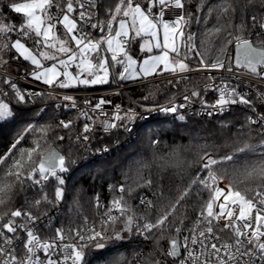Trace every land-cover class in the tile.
Wrapping results in <instances>:
<instances>
[{
  "label": "snow or ice",
  "instance_id": "6c2138e0",
  "mask_svg": "<svg viewBox=\"0 0 264 264\" xmlns=\"http://www.w3.org/2000/svg\"><path fill=\"white\" fill-rule=\"evenodd\" d=\"M5 6L22 16L19 24ZM137 40L145 54L140 61L131 54ZM19 58L31 66L22 78L50 90L19 86L6 67ZM190 73H200L206 83H193ZM164 74L172 77L167 85L183 83L185 103L176 105L172 97L159 111L185 121L178 110L196 98V115H219L220 133L229 135L221 144H196L194 161L183 156L191 142L162 155L155 150L160 140L152 139L151 157L134 161L122 183L108 185L107 205L99 193L89 197V219L81 190L70 204L66 198L65 175L76 163L71 147L66 157L52 145L67 132L70 145L86 146L96 123L86 109L107 116L103 106L111 101L85 100L80 109L73 95L55 89L143 84ZM209 92L216 97L211 102L205 99ZM154 97L149 91L142 99ZM41 98L60 99L65 103L57 109H77L78 116L26 124L0 156V264H93V253L104 256L106 249L96 264H264V0H0V124L16 120L20 105ZM238 105L245 109L239 127L223 119ZM115 109L100 126L105 133L130 132L136 110ZM41 113L46 109L36 115ZM80 118L93 123L85 122L73 137ZM50 133H56L54 141ZM21 194L23 204L15 207ZM135 240L142 243L130 256L112 252Z\"/></svg>",
  "mask_w": 264,
  "mask_h": 264
},
{
  "label": "trees",
  "instance_id": "16d2710c",
  "mask_svg": "<svg viewBox=\"0 0 264 264\" xmlns=\"http://www.w3.org/2000/svg\"><path fill=\"white\" fill-rule=\"evenodd\" d=\"M22 0H14L18 2ZM4 12L7 13L10 20H14L17 24L22 21V16L10 12L5 6ZM62 30V29H61ZM195 31V26L193 27ZM15 38V37H13ZM29 46L31 43L29 42ZM131 52L143 58L144 53H141L138 41L131 47ZM11 53L9 55H12ZM10 63H20L21 67L12 66L14 70L24 73L25 68L30 69V65L22 58L18 60H10ZM193 83L202 84L203 79L201 77H193ZM171 79V78H170ZM167 80L154 81L141 85H134L126 87L120 91L112 92L108 95L109 98L114 101L120 102L124 108H138L148 109L158 104L166 103L170 98H179L184 95L183 83L178 87H172L167 85ZM159 84L160 89L150 88L149 84ZM117 85L116 83L110 82L105 85H95L89 87H78L72 89H95L101 87H111ZM167 85V86H166ZM149 91L155 92L154 98L147 100L142 99ZM119 92L120 94H115ZM47 99V98H44ZM11 106H14L11 105ZM41 108L46 109V113H41L40 116L36 114ZM78 116V112H59L53 105L46 106L43 98H41L35 106L32 105H20L17 109V119L10 123L0 124V156L8 151L9 147L16 138L18 130L24 127L28 123H39L44 124L46 122L55 123L60 119L68 120L75 119ZM245 118V110L242 108H235L231 113L226 114L223 119L231 121L232 124L239 127V124ZM222 117L218 116L212 119H202L196 117H190L186 121H178L169 118L165 115H158L154 118L142 120L136 125L133 135H126L124 129H116L111 134H104L100 130L95 131L92 142L94 147H98L104 144H113L115 141H119L120 145L110 155L101 157L98 159H84L83 153L85 146L83 141L81 144H71L67 139L68 133L62 132L60 134L65 135V140L54 141L56 133H50V139H52L53 147L59 149L66 157L69 156V147H71V157L76 163L71 166L69 173L65 175L66 187L68 189L67 200L70 204L72 197L76 190L82 191L81 203L83 205L84 214L93 218L94 209L93 205L89 200L95 193H99L102 201L107 205L111 199L112 193L108 190L109 184H119L123 182L122 173L128 171L129 167L133 165L134 161L143 158L151 157L153 151L151 147L152 139H159L160 144L156 147V151L159 154H166L173 145H189L191 142L192 147L189 151L184 152L183 156L187 161L195 160V153L197 149L195 145L198 143H212L217 144L223 143L224 139L229 135L225 133L223 136L220 133L219 121ZM83 124L80 119L76 120L74 125V131L71 133L74 137L81 129ZM30 139V137L28 138ZM21 146H30L27 141H21ZM195 166L191 169L192 174H195ZM142 191V190H141ZM24 195L21 194L15 201V207H20L23 204ZM133 204L137 203L136 200L132 201ZM67 205H65V211ZM59 215L63 216L64 213ZM196 213H191V218L194 220ZM141 240H135L132 244L127 242L123 243L120 247L113 248L112 252H126L129 256L131 255L133 247L141 244ZM147 250V249H145ZM105 255L102 256L100 253H93V264H96V260H103L108 254V250H104Z\"/></svg>",
  "mask_w": 264,
  "mask_h": 264
},
{
  "label": "built area",
  "instance_id": "2783aa9c",
  "mask_svg": "<svg viewBox=\"0 0 264 264\" xmlns=\"http://www.w3.org/2000/svg\"><path fill=\"white\" fill-rule=\"evenodd\" d=\"M94 35H96V33H94ZM131 54L133 55V57L135 59L140 61V59L138 58L137 55L133 54L132 52H131ZM233 55H234V52H233ZM13 65L16 66V67H21L22 64H20V63H14V64L10 63V66H6L8 73L11 74L12 77L19 79V86L22 89H28V90H31V91L50 90V89H47V86L42 84L41 82L33 81V80H31V78H28V79L22 78L24 73H22V72L20 73V72L14 70V68H13L14 66ZM214 74L215 73H213V75ZM189 75L192 76V77H201L200 73H190ZM170 78H172V77H170L168 74H164V75L159 76V77H150L148 79V81H145L143 84L154 82V81H160V80H164V79H170ZM204 83H206V81L203 79L201 87L203 86ZM141 84L142 83L140 81H136V82L125 81V82H121L120 84H117V85L111 86V87H101V88H95V89H67V90L55 89V92L61 93V94L73 95L75 97V99H76L78 108H80V109H85V104H84L85 100H91L93 105L96 102H98L99 99H101V98H104L105 100L111 101L110 104H106V105L103 106V111L107 114V116L101 115L100 114V110H97L95 113H92L90 111V109H86V110L89 111V115H92L94 120H96L95 130H94L93 133H91V136L93 137L95 131H97V130H100L104 134H111V133H113L116 130V129H114L110 133H105L103 128L100 126V123H99V121L104 120L105 118H111L113 116V114L116 111L115 105H120L122 110L129 109V108H124L120 102L114 101L113 99L109 98L108 95H110L112 92L120 91V90H122V89H124L126 87L134 86V85H141ZM3 87H5V89L7 90V86H3ZM242 91H247V89H242ZM10 95H11V93H10ZM183 96L184 95H182L179 98H175L174 99V103L176 105H180V104L185 103V101L183 99ZM252 97H253V99H255V93L254 92L252 94ZM215 98L216 97H215V95L212 92L205 93V99H207L209 102L213 101ZM43 100H44L46 106H52L53 105L55 107L57 104H61L62 105L63 103H65L64 101H62L60 99H50V98L44 99L43 98ZM168 102L162 103V104H158L156 106L148 108V109H156L155 111H148V109L134 108L138 115H137L135 121L131 124V131L129 132V131H125L124 130L125 134L129 135V136L133 135L134 131H135V128H136V125L138 124V122H140L142 120H147V119L154 118V117H156L158 115H165V116H168L171 119L178 120V119L175 118L177 114L163 113V112L158 110L161 106H168ZM36 103L28 104V105L35 106ZM200 108H201V106H200V104L198 102V99L194 98V102L191 104V106L188 107V108L179 109L178 110V114H184L186 116V120L188 118H190V117H196V118H202V119H212V118H215V117L219 116V115H217V116H213V117L210 118L207 115H196V113L200 112ZM235 108L244 109L243 106H239V105L238 106H233L232 110L229 113H231ZM57 110L59 112H64V111H66V112H78L77 109L67 110V109H64L63 107H61V108H59ZM229 113H226V114H229ZM121 114H123V112ZM80 120H81L82 124H84L85 122L90 123V124L93 123V121H86L83 118H80ZM92 141L93 140L91 139L90 142H88V144L85 146L86 148H85L84 153H83L84 159H88V158L89 159H98V158H101V157H106V156L110 155L120 145L119 141H115L113 144H104V145H101V146H98V147H94V146H92L93 145ZM104 148H107L108 151L107 152L103 151ZM149 195H151V194L149 193Z\"/></svg>",
  "mask_w": 264,
  "mask_h": 264
},
{
  "label": "rangeland",
  "instance_id": "374dc122",
  "mask_svg": "<svg viewBox=\"0 0 264 264\" xmlns=\"http://www.w3.org/2000/svg\"><path fill=\"white\" fill-rule=\"evenodd\" d=\"M18 2H23V0L22 1H18ZM138 41V40H137ZM23 59V58H22ZM28 63V62H27ZM46 63V65H50V63H52V62H45ZM70 71H75V69L73 68V69H70ZM6 102H7V100H6Z\"/></svg>",
  "mask_w": 264,
  "mask_h": 264
},
{
  "label": "crops",
  "instance_id": "0c3cea01",
  "mask_svg": "<svg viewBox=\"0 0 264 264\" xmlns=\"http://www.w3.org/2000/svg\"><path fill=\"white\" fill-rule=\"evenodd\" d=\"M140 43H141V41L140 40H138V44L140 45ZM144 58V57H143ZM143 58H139L140 60H142Z\"/></svg>",
  "mask_w": 264,
  "mask_h": 264
},
{
  "label": "water",
  "instance_id": "95a60500",
  "mask_svg": "<svg viewBox=\"0 0 264 264\" xmlns=\"http://www.w3.org/2000/svg\"><path fill=\"white\" fill-rule=\"evenodd\" d=\"M55 148V147H54Z\"/></svg>",
  "mask_w": 264,
  "mask_h": 264
}]
</instances>
